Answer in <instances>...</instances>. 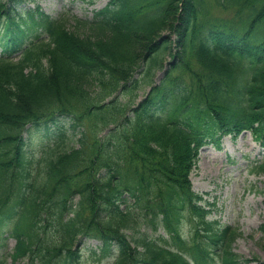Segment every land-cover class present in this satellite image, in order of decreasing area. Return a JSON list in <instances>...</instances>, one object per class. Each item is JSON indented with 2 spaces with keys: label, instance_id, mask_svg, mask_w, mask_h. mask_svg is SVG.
<instances>
[{
  "label": "trees",
  "instance_id": "1",
  "mask_svg": "<svg viewBox=\"0 0 264 264\" xmlns=\"http://www.w3.org/2000/svg\"><path fill=\"white\" fill-rule=\"evenodd\" d=\"M26 1L0 0L11 264H78L84 238L114 247L112 264H242L237 229L207 218L189 176L225 134L264 146V0H109L92 19ZM33 135L51 141L38 157Z\"/></svg>",
  "mask_w": 264,
  "mask_h": 264
},
{
  "label": "rangeland",
  "instance_id": "2",
  "mask_svg": "<svg viewBox=\"0 0 264 264\" xmlns=\"http://www.w3.org/2000/svg\"><path fill=\"white\" fill-rule=\"evenodd\" d=\"M27 1L25 6L32 8L38 5L53 18L63 11H68L69 15L92 19L95 12L105 7L109 0ZM208 2L212 4V0ZM22 8L23 4L20 3L14 8V12L17 13ZM211 16L230 17L231 14L214 7L211 9ZM173 47L172 45V51L165 52V68L168 67V62L172 61L169 53H174ZM161 74L158 71L156 79ZM143 94L140 93V99ZM44 141L33 135L28 147L30 154L38 157L40 148L46 143ZM263 152L249 134L237 138L228 136L223 138L219 150L208 146L199 151L195 168L190 173L193 190L202 194L203 198L213 205V211L208 218L217 220L221 227L238 229L239 234L232 249L243 260H248L246 264H264V230L260 229L264 226V173L256 175L252 168L264 162ZM187 231L186 228L183 229L185 236ZM6 236L5 233L3 237ZM153 238L158 239L157 235H153ZM98 244L97 241L87 240L81 248L78 264H110L112 261L109 258L98 262L92 255ZM1 245L0 259L3 258L2 255L11 252L14 241L6 238L2 240ZM4 264H11L8 257Z\"/></svg>",
  "mask_w": 264,
  "mask_h": 264
}]
</instances>
